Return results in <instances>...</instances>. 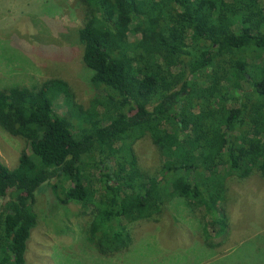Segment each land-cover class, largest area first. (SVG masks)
Masks as SVG:
<instances>
[{
    "label": "trees",
    "instance_id": "16d2710c",
    "mask_svg": "<svg viewBox=\"0 0 264 264\" xmlns=\"http://www.w3.org/2000/svg\"><path fill=\"white\" fill-rule=\"evenodd\" d=\"M73 1L96 94L59 116L47 82L0 89V129L26 146L14 169L0 162V264H25L44 185L87 217L85 241L101 257L129 252L141 221L175 201L216 246L226 184L264 179V66L249 62L264 53V0ZM236 74L245 90L226 82ZM141 142L153 162L136 153Z\"/></svg>",
    "mask_w": 264,
    "mask_h": 264
},
{
    "label": "rangeland",
    "instance_id": "374dc122",
    "mask_svg": "<svg viewBox=\"0 0 264 264\" xmlns=\"http://www.w3.org/2000/svg\"><path fill=\"white\" fill-rule=\"evenodd\" d=\"M82 16L81 6L73 0H0V89L47 82L59 116L73 106L85 111L96 92L81 63L82 49L75 34ZM263 54L257 52L249 62L264 66ZM57 79L67 83L72 105L65 103L62 88L53 81ZM226 82L236 89L247 87L237 74ZM259 102L264 105V98ZM93 117L86 114L82 120ZM25 148L22 141L0 129L1 163L14 169ZM136 153L142 161L153 162L147 142L139 143ZM226 188L228 223L216 246H211L210 238L205 241L204 227L184 217L175 201L162 217H155L157 221H141L132 249L116 256L117 263L88 246L87 217L73 205H59L44 185L31 207L37 225L27 241L25 264H264V179L253 172L244 180L230 181Z\"/></svg>",
    "mask_w": 264,
    "mask_h": 264
},
{
    "label": "crops",
    "instance_id": "0c3cea01",
    "mask_svg": "<svg viewBox=\"0 0 264 264\" xmlns=\"http://www.w3.org/2000/svg\"><path fill=\"white\" fill-rule=\"evenodd\" d=\"M114 262H117V259H116V260L114 259ZM117 263H118V262H117Z\"/></svg>",
    "mask_w": 264,
    "mask_h": 264
}]
</instances>
